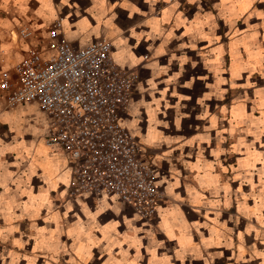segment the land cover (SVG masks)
I'll return each instance as SVG.
<instances>
[{
	"label": "crops",
	"instance_id": "crops-1",
	"mask_svg": "<svg viewBox=\"0 0 264 264\" xmlns=\"http://www.w3.org/2000/svg\"><path fill=\"white\" fill-rule=\"evenodd\" d=\"M60 19L74 48L108 40L139 72L122 121L168 199L146 221L71 198L49 116L0 91V264H264V0H0V81L30 50L53 54Z\"/></svg>",
	"mask_w": 264,
	"mask_h": 264
},
{
	"label": "built area",
	"instance_id": "built-area-1",
	"mask_svg": "<svg viewBox=\"0 0 264 264\" xmlns=\"http://www.w3.org/2000/svg\"><path fill=\"white\" fill-rule=\"evenodd\" d=\"M62 29L61 19L51 26L52 55L32 49L13 72L2 74L6 109L37 105L49 116L46 145L73 164L71 198L106 195L151 221L168 197L158 185L156 158L122 121L140 74L114 61L112 42L76 49ZM18 35L30 39L33 32L24 27Z\"/></svg>",
	"mask_w": 264,
	"mask_h": 264
},
{
	"label": "rangeland",
	"instance_id": "rangeland-1",
	"mask_svg": "<svg viewBox=\"0 0 264 264\" xmlns=\"http://www.w3.org/2000/svg\"><path fill=\"white\" fill-rule=\"evenodd\" d=\"M145 146V145H144Z\"/></svg>",
	"mask_w": 264,
	"mask_h": 264
}]
</instances>
